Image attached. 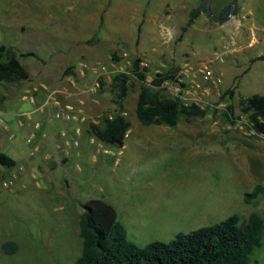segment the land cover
I'll use <instances>...</instances> for the list:
<instances>
[{
	"label": "rangeland",
	"instance_id": "374dc122",
	"mask_svg": "<svg viewBox=\"0 0 264 264\" xmlns=\"http://www.w3.org/2000/svg\"><path fill=\"white\" fill-rule=\"evenodd\" d=\"M166 1L172 3L175 13L168 4L163 7ZM247 1L256 2L237 0L236 4L240 7ZM208 2L217 17L231 10L221 15L231 0ZM203 3L151 0L149 10L161 15L163 9L162 18L172 17L171 23L178 28L183 25L181 31L172 36L157 28L155 33L139 38L136 46L118 42L114 58L103 48L90 51L88 57L76 51L61 54L56 49L64 42L44 33L42 15L46 10L42 0H0V45L13 47L31 74L27 80L0 81V132L11 136L2 151L17 160L11 167L0 165V264H72L82 251L80 219L84 203L91 198L110 202L129 237L140 246L155 240L168 242L179 232L218 223L234 213L243 222L253 212L264 218V193L251 194L257 186H264V139L250 133L239 103L240 97L255 94L258 86L252 81L250 60L264 51V32L260 31L264 23L263 28L252 29L262 17L248 15L241 19L239 13L220 22L202 8ZM197 8L200 11L194 23L183 30L190 9ZM253 30L257 38L254 46L240 50L236 37L242 33L249 39ZM30 51L35 53L24 55ZM124 51L132 59L127 67L121 65ZM219 56H223L222 61ZM50 57L58 69L70 61L78 67L83 62V76L92 82L88 106L76 96L65 100L74 104L83 120H72L76 123L73 132L79 126L82 135L71 159L58 154V158L69 160L62 166L56 164L55 155L45 156L55 149L61 120L54 118V123L46 125V148L38 149L37 138L34 142L27 139L33 123L40 120L39 113L30 118L18 116L39 105L38 87L48 90L40 85L44 81L40 71L52 64ZM138 59L145 62L140 63L139 71L148 82L158 72L176 71L175 79L162 86V93L210 107L209 113L182 116L176 126L142 124L136 115L138 94L144 84L134 68ZM203 60H214L215 77L201 82L197 95L187 94L184 87L193 83L183 73L184 67ZM68 72L66 75L74 71ZM122 74L128 76V90L119 96L115 78ZM229 105L234 107V122L226 116ZM119 113L131 122V139L137 135L136 141L142 145L134 150L127 140L123 153L117 146L105 153L97 146L90 125ZM85 141L93 145L88 151L83 148ZM80 165L82 170H78ZM13 174L17 177L8 181ZM8 241L17 244L13 254L3 248ZM253 258L264 260V244Z\"/></svg>",
	"mask_w": 264,
	"mask_h": 264
},
{
	"label": "trees",
	"instance_id": "16d2710c",
	"mask_svg": "<svg viewBox=\"0 0 264 264\" xmlns=\"http://www.w3.org/2000/svg\"><path fill=\"white\" fill-rule=\"evenodd\" d=\"M202 8L208 11L205 1ZM230 9L231 2L222 10L221 15ZM199 11L197 8L191 12L183 30L194 23ZM239 11L240 7L236 4L234 14ZM93 40L95 38L88 42ZM113 57L117 58L115 55ZM263 59L264 54L252 58L250 63ZM134 68L137 77L144 82L136 104V115L142 124L176 126L182 116H205L209 113L210 107L185 103L180 97H167L162 93L164 82L175 79L176 71L158 72L148 82L146 75L139 71V59L135 61ZM29 76L17 51L1 44L0 81L27 80ZM115 82L121 92L119 96L125 95L128 90L127 74L117 76ZM239 103L249 125L257 133H264V95L255 93L249 97H240ZM226 116L231 122L235 121L232 105L227 106ZM130 127L129 119L120 113L106 118L103 123L90 125L91 132L98 139L117 147L124 145ZM0 165L11 167L16 165V160L0 151ZM258 192L264 193V186H257L251 194ZM80 235L82 251L72 264H254L257 260L253 256L264 244V218L253 212L243 222L240 215L234 213L218 223L179 232L168 242L155 240L140 246L129 237L125 225L118 218L116 208L110 202L102 198H91L84 203ZM3 248L6 253L13 254L17 244L8 241L3 244Z\"/></svg>",
	"mask_w": 264,
	"mask_h": 264
},
{
	"label": "crops",
	"instance_id": "0c3cea01",
	"mask_svg": "<svg viewBox=\"0 0 264 264\" xmlns=\"http://www.w3.org/2000/svg\"><path fill=\"white\" fill-rule=\"evenodd\" d=\"M150 2L151 0H85L84 2L82 0H42L46 10L42 15V26L45 34H50L56 39H60L64 42L65 45L63 47H57L56 49V51L61 52V54H69L72 51H76L77 55L79 53L81 57H88L90 51L103 48L106 54L116 56V43L118 42L136 46L139 38L144 37V35L148 36L155 33L157 28H161V32L172 36L177 35L181 31L183 25L178 28L179 25L171 23L172 17L162 18L163 9L160 12L161 15L154 14L152 10H149ZM166 4L170 6L173 12L175 11L171 2L166 1V3H163V7ZM190 13L191 9L189 16ZM238 13L241 19L247 18L248 15L262 17L258 20V25L253 22L254 25L252 29L256 26L258 28H263L264 0H256L255 3H249V1L243 2ZM188 19L189 17L187 21ZM261 21L263 22L261 23ZM260 31L264 32L263 29ZM92 38H95L96 41L89 43L88 40ZM256 39V34L253 30L249 39L246 35L241 33L236 37V42L238 48L244 50L253 47V43L255 44ZM77 48L78 50H76ZM29 53L34 54L35 52L30 51ZM262 54H264V51L256 53L251 58ZM89 58L97 59V57ZM51 59L53 60L52 64L44 67L42 72L40 71L41 78L44 80L40 85H47L48 90L38 87L39 91H37L36 97L40 102L39 105H36V108L33 110L21 112L18 115L19 117L28 116V118H30L33 113H39L38 116H40V120L33 123L32 131L28 134V136H30L34 132L36 133L35 139L37 138L40 145L37 147L38 149L46 148V146H44L45 143H43V132L46 125L54 123V118H56L55 113L67 104V102H65L67 98L76 96L80 102H85L84 105L87 104L86 106H88L91 98L90 90L92 88V82L90 77L87 78L83 76V62L80 61L78 67L75 61H70L58 69L57 65H53L54 58ZM141 62L143 64L145 63L142 60ZM69 69H72L74 72L66 75V73H69ZM252 71H254L252 81L258 84L254 93L264 95V59L251 63L250 72ZM52 72L56 74H51ZM75 75L77 79H74ZM20 120L21 123L24 122L23 119ZM37 123L41 124L39 130L35 128ZM75 124L76 123L72 120H61L59 124L60 129L57 131V143L54 145L55 149L54 151L48 150L45 155H55L56 164L58 166H62L61 163L63 162V164L68 162L69 160L66 157L71 159L73 153H76L73 149L76 145L68 142L69 136L73 134ZM63 134L68 135L65 136ZM133 134L134 130L130 127L124 145L122 147H117L119 148V153H123L127 140H129L128 143L134 150H138V146L142 145V142L136 141L137 135H134L133 140L131 139ZM10 138V135L7 138L5 132H0V151H2L3 144L11 140ZM14 138L15 136H13V139ZM35 139L32 142H34ZM91 145H88L85 141L83 148H85V151H88L87 148ZM115 147L116 146H111L113 150H115ZM80 152H83V150H80ZM59 153L66 154V157L64 156L62 159L58 158ZM78 170H82L81 165L78 166ZM78 170L76 169L75 172ZM254 264H264V260H257Z\"/></svg>",
	"mask_w": 264,
	"mask_h": 264
},
{
	"label": "built area",
	"instance_id": "2783aa9c",
	"mask_svg": "<svg viewBox=\"0 0 264 264\" xmlns=\"http://www.w3.org/2000/svg\"><path fill=\"white\" fill-rule=\"evenodd\" d=\"M129 55L130 54L126 51L121 53V56H122L121 65L127 67L132 64V59L130 58ZM218 58L221 61L223 60V56H219ZM213 62L214 60H203V61H200L194 64L187 63L185 65L183 73L187 76V78L189 79V82L193 83V85L190 87H188V85L184 87V90L186 91L187 94L197 95V92H198L197 86L199 87L201 85V82L207 83L214 79L215 75H214ZM140 63H142L141 60H140ZM95 85L99 86V83L96 82ZM43 87L48 88L47 85H43ZM184 98H187V97H184ZM31 100L33 101V98ZM55 117L57 119L65 120V121L83 120L82 114L77 110L74 104H71V103L65 104L60 110H58L55 113ZM109 117L112 118L113 116L110 115ZM40 127H41L40 123H37L35 125V128L38 130L40 129ZM250 128H251L250 133H253V135L264 139V133H257L251 125H250ZM63 135L67 136L68 134H63ZM81 135H82V130H81V127L78 126L74 129L73 134L69 136L68 142L76 146L79 145ZM35 137H36V133L34 132L28 137L27 139L28 142H32L35 139ZM96 143H97V146L103 149L105 153L112 152L111 145L106 144L104 141L97 138ZM104 145H107V147H104ZM14 176L17 177V175L13 174L11 176L12 178H8L7 180L10 182H13ZM7 180L4 181L5 184H7Z\"/></svg>",
	"mask_w": 264,
	"mask_h": 264
},
{
	"label": "water",
	"instance_id": "95a60500",
	"mask_svg": "<svg viewBox=\"0 0 264 264\" xmlns=\"http://www.w3.org/2000/svg\"><path fill=\"white\" fill-rule=\"evenodd\" d=\"M206 5H207V9L208 11L212 14V11H211V8H210V4L208 2V0H204ZM236 2L237 0H231V10L230 12L224 16V17H217L215 16L214 14H212L213 17H216V19L220 22H224V21H227L232 15H234V10H235V6H236Z\"/></svg>",
	"mask_w": 264,
	"mask_h": 264
}]
</instances>
